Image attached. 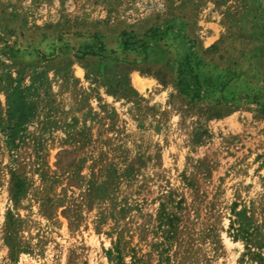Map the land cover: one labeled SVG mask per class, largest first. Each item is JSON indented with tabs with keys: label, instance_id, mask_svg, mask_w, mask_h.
<instances>
[{
	"label": "rangeland",
	"instance_id": "obj_1",
	"mask_svg": "<svg viewBox=\"0 0 264 264\" xmlns=\"http://www.w3.org/2000/svg\"><path fill=\"white\" fill-rule=\"evenodd\" d=\"M185 57L249 97L185 106ZM116 251L264 264V0H0V264Z\"/></svg>",
	"mask_w": 264,
	"mask_h": 264
},
{
	"label": "trees",
	"instance_id": "obj_2",
	"mask_svg": "<svg viewBox=\"0 0 264 264\" xmlns=\"http://www.w3.org/2000/svg\"><path fill=\"white\" fill-rule=\"evenodd\" d=\"M197 66H199V62L195 61L194 58L191 59L189 57H185L184 60L178 63L174 87L178 96L181 97V100L185 103V106H194L197 102L208 100L209 102L205 105L204 112L208 113V117L210 118L220 117L221 112L228 113L236 109L237 101L246 100L249 97L246 94L243 96L232 97L231 99H225L223 96L218 97V99H212L214 92L218 87H216L210 79L201 81L198 73L193 72ZM241 74L246 75L245 71H241ZM261 89L263 88H259L260 91ZM200 136L201 133L195 134L196 138H199ZM116 253L118 256L116 257V259H118L117 263L126 264L119 259V252L116 251Z\"/></svg>",
	"mask_w": 264,
	"mask_h": 264
}]
</instances>
